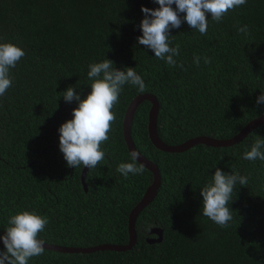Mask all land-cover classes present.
I'll list each match as a JSON object with an SVG mask.
<instances>
[{"label": "trees", "instance_id": "obj_1", "mask_svg": "<svg viewBox=\"0 0 264 264\" xmlns=\"http://www.w3.org/2000/svg\"><path fill=\"white\" fill-rule=\"evenodd\" d=\"M142 7L159 5L153 0H0V43L26 53L11 69L13 84L0 97V236L10 215L35 210L49 218L39 234L47 243L128 242L129 212L153 179L145 167L142 175L128 178L117 171L131 162L122 124L138 94L156 97L157 134L166 144L198 135L229 138L264 112V105L256 103L264 94V0H247L219 23L207 14L206 35L186 22L173 29L170 46H180L176 67L138 44ZM244 25L249 34L238 32ZM204 57L211 63L205 64ZM106 58L118 70L135 68L146 88L123 86L109 140L101 146L105 157L87 170L84 191V166L68 167L59 147V128L78 107L61 93L73 86L85 99L93 82L89 64ZM150 106L144 100L134 112L131 138L158 166L161 179L154 199L136 218V244L130 250L92 253L45 249L29 264H264V162L242 158L257 136L264 138V123L231 146L198 144L171 153L149 140ZM216 168L249 177L244 187L235 186L229 204L233 219L226 228L202 215L201 189ZM155 226L163 229V239L148 243ZM0 251H6L3 243Z\"/></svg>", "mask_w": 264, "mask_h": 264}, {"label": "clouds", "instance_id": "obj_2", "mask_svg": "<svg viewBox=\"0 0 264 264\" xmlns=\"http://www.w3.org/2000/svg\"><path fill=\"white\" fill-rule=\"evenodd\" d=\"M159 5L157 9L142 7L144 15L140 24L142 36L137 37L139 45H144L155 54V58L176 67L175 56L180 54V46L171 47V31L179 29L186 22L193 30L206 35L209 27L207 14H211V21L219 23L230 10L245 6L247 0H153ZM175 5V9L172 7ZM182 13L186 15L181 17ZM241 34H249L247 25L238 27ZM26 55L25 51L10 42L0 43V97H4L13 84L11 69ZM204 63L210 64L211 59L204 57ZM201 57H194L197 67ZM114 62L104 59L102 62L90 63L88 78L91 83V93L81 99L76 88L69 86L62 94L65 102L76 101L78 107L72 112L73 119L65 122L59 128L60 151L64 155L68 167L77 168L81 165L87 169L96 168L103 161L105 151L102 144L109 140V132L116 120L113 111L119 103V97L125 84L136 86L144 92L146 85L143 78L137 74L135 68L127 67L118 70L113 67ZM183 68V64L180 65ZM77 87V86H76ZM257 105H264V94L256 101ZM139 154L132 151L131 162L121 163L117 171L125 178L129 174L142 175L144 165L137 164ZM243 159L264 162V138L257 136L255 142L245 151ZM223 159V158H222ZM248 176H241L238 172L227 174L216 168L212 181L201 189L203 197L202 215L209 218L221 228L229 226L233 219V211L229 207L232 193L237 184L244 187L248 183ZM49 218L38 214L35 210H22L10 215L3 240L6 251H0V264H29L33 257L45 252V241L39 234L49 224Z\"/></svg>", "mask_w": 264, "mask_h": 264}, {"label": "water", "instance_id": "obj_3", "mask_svg": "<svg viewBox=\"0 0 264 264\" xmlns=\"http://www.w3.org/2000/svg\"><path fill=\"white\" fill-rule=\"evenodd\" d=\"M144 100H147L151 103V106L148 111V123H147V132L148 137L151 143L159 150L165 152H183L195 145L203 144L211 147H227L233 144L240 142L244 139L253 129L260 126L264 123V112L259 116L253 118L246 125L237 132L234 136L224 139H218L206 135H198L186 139L185 141L178 144H166L164 143L157 134L156 122L157 114L159 109V104L156 97L150 93H141L136 95L127 105V108L124 113L122 131L123 138L126 143L129 154L132 151H136L140 156L138 158V163L144 165L152 173V182L146 188L144 194L138 203L130 210L128 215V242L126 244H113V243H101L93 246H62L58 244H50L45 242L44 248L48 250H53L62 253H92L99 250H113V251H125L130 250L136 244V231H135V221L138 214L141 210L147 206L157 194L158 188L160 186V172L158 166L153 163L151 160L142 155L135 147L132 138H131V121L136 111L137 107ZM87 168H82L81 171V183L84 191H87V185L85 182V177L87 173ZM150 234L154 236L147 239L148 243L161 242L163 239V229L161 227H153L149 230ZM3 237V236H0ZM0 243H3V240L0 239Z\"/></svg>", "mask_w": 264, "mask_h": 264}]
</instances>
